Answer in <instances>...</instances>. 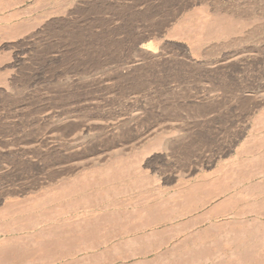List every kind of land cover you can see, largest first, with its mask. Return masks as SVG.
I'll return each mask as SVG.
<instances>
[{"label": "rangeland", "instance_id": "rangeland-1", "mask_svg": "<svg viewBox=\"0 0 264 264\" xmlns=\"http://www.w3.org/2000/svg\"><path fill=\"white\" fill-rule=\"evenodd\" d=\"M0 12V216L128 158L109 199L166 191L190 231L213 229L204 264H264V217L246 213L264 210L252 195L264 186L239 184L264 167L250 161L264 153V0H0ZM188 234L118 245L152 259L164 244L186 260Z\"/></svg>", "mask_w": 264, "mask_h": 264}, {"label": "bare ground", "instance_id": "bare-ground-1", "mask_svg": "<svg viewBox=\"0 0 264 264\" xmlns=\"http://www.w3.org/2000/svg\"><path fill=\"white\" fill-rule=\"evenodd\" d=\"M236 14L237 16L239 15L238 13ZM156 145L162 147V150L165 151L170 146L168 139L161 143H154V147ZM249 154L253 155V150H248L240 157L243 159L244 156ZM112 160H109L110 163L102 165V168L99 165L100 169L94 168V170L85 172L72 180L63 182L58 187L55 186L49 191V195L33 197L23 207H18L19 209L16 210H8L1 215V221H5L7 225L10 224L11 228L7 227L8 229H5L6 227H3L4 229L0 231V264H77L80 257L91 259L96 257L97 253L100 259L102 258L101 260L99 257V260L96 259L99 261L97 264H127L131 260L135 262L130 264L206 263L204 256L214 244L218 245L213 229L202 228L196 233L190 231V228L194 226L192 220L184 221L188 217V213L173 210L171 207L172 201L165 197L167 196L166 191H161L156 197L155 195L141 192L137 196L138 202L135 204L128 203L124 205L109 199V197L112 198L119 191L116 190L115 185L124 182L132 168L128 158ZM250 161L255 167L261 166L264 162V153L260 158L253 157ZM243 174L242 172L243 179L239 184L258 180L252 185L253 189L261 188V185L264 186V167L258 173ZM133 179L137 181L138 176L133 177ZM133 183L136 182L133 181ZM132 184L126 186V189ZM190 189V193H197L200 190V185L196 182ZM252 195L256 199H254L256 206H262L264 209L263 192L258 193L255 190ZM250 197L252 198V196ZM74 198H81L87 201H84V204L81 202L83 207L81 206L79 210L77 204L78 211L68 207L69 205L66 204L64 205L68 208L57 209L65 201H72ZM186 201L190 202L189 205L191 206L197 205V202L192 200V195ZM186 201L185 203H187ZM81 203L79 202V204ZM199 203H203V201ZM72 213L74 214L70 216ZM246 213L264 217V210L260 211L257 208L249 209ZM246 213H241L240 215H245ZM23 218L33 221H28L29 223L23 225L21 224ZM258 219L256 217L255 220ZM177 225L186 233H189V237L187 238L186 236L184 239L185 244L181 245V249L192 247L196 250L189 259L185 260L179 256L172 259L173 254H178L179 251H176L177 249L173 251L164 250V244L156 251H153L152 259H148L151 254L144 252V249L140 250L139 253L133 254L120 251L119 245L123 242H125L124 244L128 243V245L129 243H138V245L140 242L146 243L151 236L163 237L166 230ZM263 226L262 228H264ZM239 227H237L238 229H233L242 230ZM247 227H244L243 230L247 231L245 230ZM25 233L28 235H25ZM24 238L25 240L30 238L32 242L26 244L27 242L23 240ZM114 242L117 243L113 245ZM136 257L141 258V260H135Z\"/></svg>", "mask_w": 264, "mask_h": 264}]
</instances>
